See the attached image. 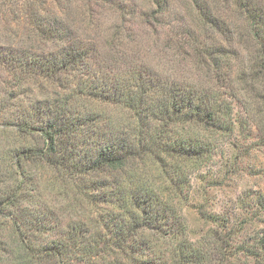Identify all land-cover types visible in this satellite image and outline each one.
I'll list each match as a JSON object with an SVG mask.
<instances>
[{"label": "rangeland", "instance_id": "obj_1", "mask_svg": "<svg viewBox=\"0 0 264 264\" xmlns=\"http://www.w3.org/2000/svg\"><path fill=\"white\" fill-rule=\"evenodd\" d=\"M164 1L163 13L152 17L156 7L151 0H0V45L13 49H35L40 44L33 39L36 31L30 37L29 21L42 16L50 22L61 24L63 33L72 31L82 46L93 49L92 70L98 77L111 73L117 75L120 82L132 84L131 81L136 82L131 73L133 68L139 72H152L158 76L155 78H161L162 84L174 83L182 88L197 84L211 87L215 70L207 63L203 67L194 66L191 57L194 52L189 47L203 39L215 40V35L207 31L201 33L199 27L195 26L187 0ZM260 1L264 4V0ZM208 2L224 19L227 30L233 29L236 33L229 43L233 53L221 60L222 71L219 75L225 80L222 84L217 83L214 90L221 102L223 118L226 123L227 120L234 123L233 129L210 132L197 126L169 123V132L162 133L164 129H161V124L149 122L145 123L143 130L146 140L167 139V146L174 138L205 142L210 145V151L205 156L189 162L167 155L161 148L153 155L130 161L121 170L93 174L89 178L80 176V182H72L62 170L45 166L35 159L23 160L17 168L16 150L28 148L36 152L42 147V136L38 133L18 136L13 130H0V192L3 194L4 191L8 192L7 189H15L17 180L22 176L27 180L29 178L27 183L30 182L32 187L29 184L25 196L20 197L22 203L13 210L17 209L15 215L25 216L24 220L34 217L36 224L30 230L48 227V232L54 233L38 236L40 233L34 231L32 234L38 236L39 241L42 240L40 242L61 239L57 234H66L70 225L88 231L85 241L92 242V232L102 229L101 218L111 212L117 214L111 203L96 200L100 191L87 195L80 190L81 186H87L92 180L108 184L107 192L116 195L119 201L128 200L133 192L150 191L158 197L163 207L174 213L181 235L167 243L152 241L155 242L152 243L151 252L154 258L148 259L151 260L150 264H174L173 253L182 244L188 248L187 251H197L206 259H215L220 256L218 252H224V257L227 254L231 256L225 259L228 264H254L242 253L237 257L231 254L234 244L243 240L253 244L252 240L261 235L264 229V143L258 139V131L249 117L252 112L249 115L245 113L243 103L250 101L239 91L241 86L238 83L242 71L249 64L251 50L245 43L246 38L241 37L245 19L241 15H233L228 4L230 0ZM146 18L152 22V26L146 22ZM182 31L188 35L185 41L180 39ZM45 45L44 54L54 50V43L46 42ZM197 48L198 53L202 51L201 46ZM130 78L133 79L130 81ZM9 79V72L0 68V110L5 104L9 105L8 102L4 103L8 94L23 99L22 94L26 90L24 86L22 89H12L16 87ZM52 81L49 80L50 83ZM32 84L37 87L36 98L49 85L36 76L27 79L24 85ZM229 92L236 93L237 97L230 99L227 95ZM24 103L25 106L30 104L28 101ZM71 103L78 112L98 113L100 120H96L95 124L100 130L109 133L125 131L132 136L137 131L119 109L79 98L71 99ZM21 104L18 100V105ZM247 108L253 111L251 107ZM168 169L177 171L172 181L165 175ZM17 193L21 194L20 191ZM26 205L36 207L37 211L31 209L35 214L28 212L29 209L25 211ZM126 212L136 215L135 210L130 208ZM214 215L220 217L217 223L210 220ZM14 231L7 218H0V242L8 243L10 233L15 236ZM221 240L226 243H221ZM144 262L141 259H128L119 264ZM43 263L58 264L53 258H45Z\"/></svg>", "mask_w": 264, "mask_h": 264}, {"label": "trees", "instance_id": "obj_2", "mask_svg": "<svg viewBox=\"0 0 264 264\" xmlns=\"http://www.w3.org/2000/svg\"><path fill=\"white\" fill-rule=\"evenodd\" d=\"M151 1L156 7L152 17L163 13L165 1ZM187 3L191 8L195 26L199 27L201 33L211 32L216 37L211 41L203 39L189 47L194 52L191 55L194 66L203 67L207 63V66L215 70L211 78L214 83L209 88L199 84L186 88L174 83L162 84L161 78H155L156 75L152 72H139L133 68L130 72L135 76L136 82L130 78L132 84L120 82L117 75L111 73L98 77L92 70L93 49L82 46V42L72 31L63 33L61 24L50 22L42 16L29 21L30 37L36 31L33 39L40 44L35 49H13L0 45V68L9 72V82H14L16 87L12 89H22L23 86L26 88L22 94L23 99L10 97L8 94L4 103L8 102L9 105L5 104L0 110V130L10 129L18 136L38 133L43 140L42 147L36 152L28 148L16 150L17 168L23 160L35 159L45 166L62 170L72 182H80V176L89 178L93 174L121 170L130 161L153 155L154 151H160L161 148L167 155L189 162L192 159L198 160L210 151L209 144L194 140L174 138L169 146L167 139L146 140V135H143L145 123L161 124V129H164L162 133L169 132V123L197 126L210 132L232 130L234 123L230 120L225 122L221 102L214 90L217 83L225 80L219 75L222 71L221 60L233 53L229 43L236 33L233 29L227 30L224 19L222 20L217 9L208 0H187ZM228 4L231 11H234L233 15H241L245 19L241 37L246 38L245 43L251 51L249 64L239 78V91L248 96L250 102L243 103L245 113L249 115L252 112L249 117L258 131V139L264 143V4L260 0H230ZM146 19L151 25L152 22ZM187 37L185 32L180 33V39L185 41ZM46 42L54 43V50L44 54ZM199 46L202 51L198 53ZM34 76L49 83L48 87L39 92L40 97L37 98L35 84L27 87L24 85L27 79ZM49 80H53L52 83ZM227 95L230 99L237 97L233 92ZM73 98L123 111L130 125H134L138 132L132 136L125 131L109 133L100 130L95 124L96 120H100V115L92 111H76L71 103ZM18 100L22 102L21 105H18ZM25 101L30 103L29 106H25ZM247 107H251L253 111ZM176 172L168 169L165 175L172 181ZM28 180L22 176L17 180L15 189H7L8 192L4 191L3 194L0 192V218H7L15 228V236L10 233L11 240L8 243L2 240L0 242V264H44L45 258H53L58 264H119L120 261L128 259H141L145 260L143 264H150L151 260L148 259L154 258L151 253L152 243H167L181 235L180 224L174 213L163 207L152 192H133L128 200L119 201L116 195L107 192L108 184L89 180L87 186H81L80 190H84L87 195L100 191L96 200L111 203L117 214L111 212L101 218L102 229L92 232V242L85 241L88 231L74 225H70L66 234H57L61 239L40 242L42 240L39 241L38 236L54 233L48 232L45 225L39 230H30L36 224L34 217L24 220L25 216L15 215L17 209L13 210L22 203L20 197L25 196L26 189L29 188ZM101 190L105 192L102 193ZM31 207L26 205L24 210L37 211L36 207ZM129 208L135 210L136 215L127 214ZM125 214L126 217H122ZM210 220L217 223L220 217L214 215ZM55 230L57 232V226ZM34 231L40 234L35 236L32 234ZM221 243L226 242L221 240ZM238 243L234 244L232 255L237 257L242 253L252 259L254 264H264V229L261 235L252 240L253 244L244 240ZM226 246L230 247L228 244ZM187 250L182 244L174 251V264H228L225 259L227 256L231 257L230 254L224 257V252H218L220 256L217 258L206 259L197 251Z\"/></svg>", "mask_w": 264, "mask_h": 264}]
</instances>
